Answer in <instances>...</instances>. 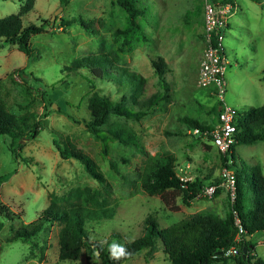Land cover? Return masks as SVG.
Wrapping results in <instances>:
<instances>
[{
    "label": "rangeland",
    "instance_id": "374dc122",
    "mask_svg": "<svg viewBox=\"0 0 264 264\" xmlns=\"http://www.w3.org/2000/svg\"><path fill=\"white\" fill-rule=\"evenodd\" d=\"M207 1L220 0H137L142 11L137 17L140 29L128 35L116 32L125 28L127 13L115 0H65L64 4L61 0H33L32 7L22 13L23 24L46 22L47 31L30 38L31 47L40 53L30 65L16 45L0 47V98L6 109L20 118L23 131L37 120L46 125L21 151L26 163L21 159L12 162L11 138L0 135V176L9 174L0 185V202L14 214L11 220L0 214V264H103L99 252L86 247L77 260L59 259L63 226L59 221L45 222L28 242H6L14 229L37 219L50 203L58 209L114 210L112 218L87 219L85 223L89 240L101 247L108 245L113 252L143 235L144 219L149 214L160 228L196 214L227 217L232 202L224 184L222 153L206 135L195 133L184 121L195 119L213 127L217 119V99L211 88L196 84L205 47L203 8ZM23 2L0 0V18L18 13ZM231 3L237 12L224 35L229 61L224 70L225 101L245 112L264 103V0ZM59 7L62 9L56 18L50 20ZM62 18L76 21L62 28ZM92 55L107 58L110 71L117 76V68L140 74L144 80L140 89L118 78L99 79L84 67H73L76 60ZM158 57L167 65V91L160 86L151 64ZM95 93L111 104L125 94L127 106L135 110L147 109V101L155 95L167 96L153 105L146 117L135 120L111 114L102 126L134 133L145 150L109 142V156L117 162L118 172L101 154V145L87 125L92 119L89 102ZM46 112L48 116H44ZM54 139L60 145L69 141L89 154L105 182L92 178L78 160L62 159ZM155 154L170 155L182 180L199 178L205 186L216 185L218 192L207 197L200 190L189 206L182 203L179 194L175 198L179 209H169L160 195H149L141 188L145 163ZM234 156L235 170L241 165L248 173L251 167L259 166L264 173V140L236 144ZM253 241L254 251L264 258V233L256 234ZM154 246L152 254L145 249L121 264H172L159 239Z\"/></svg>",
    "mask_w": 264,
    "mask_h": 264
},
{
    "label": "trees",
    "instance_id": "16d2710c",
    "mask_svg": "<svg viewBox=\"0 0 264 264\" xmlns=\"http://www.w3.org/2000/svg\"><path fill=\"white\" fill-rule=\"evenodd\" d=\"M33 0H25L20 6L18 13H12L0 18V47L16 45L17 49L24 52L27 56V64L39 59V52L30 45V38L38 33L47 31L46 22L38 25L35 23L23 24L22 13L32 7ZM62 3L65 0H61ZM127 13L126 26L118 33L130 34L140 29L137 17L142 13L137 6V0H115ZM222 2H231L224 0ZM75 19H61L60 27L70 25ZM78 22L86 27L82 19ZM110 61L99 55L83 57L74 62L73 67L86 68L95 78H113L123 83H129L139 90L143 78L134 71L126 68H117L120 74L117 76L110 71ZM151 64L158 76L160 86L164 91L169 88L165 73L167 65L162 57L153 59ZM20 72L22 71L19 70ZM23 72V71H22ZM40 81L39 78H35ZM166 94H158L147 101V109L135 110L127 106V96L123 94L119 101L111 104L109 100L95 93L90 102L89 110L91 121L87 124L93 136L101 145V154L108 158L110 166L118 172L117 162L109 156V142L119 141L122 144L134 146L139 152H144L136 135L123 128H107L102 126L107 123L111 114L126 119H141L149 115L158 101L166 99ZM218 114V111H217ZM246 115V116H245ZM44 116H48L46 112ZM20 118L9 112L0 98V135H8L11 138L9 149L12 162L16 163L19 159L28 162L21 156V151L26 143L34 139L40 130L46 125L37 120L26 131L20 126ZM193 129L198 130V134L206 135L211 138L210 132L213 127L210 124L201 123L195 119L184 118ZM235 125L237 127L236 141L231 147V151L222 154L224 167L235 168L234 147L236 144H252L256 140H264V103L259 107H250L245 112H238L236 109ZM59 156L62 159L78 160L86 172L99 183L105 182V176L98 168L94 159L78 148L75 144L67 141L60 145L56 139L53 140ZM239 165L235 174V200L232 203L231 211L226 218H219L214 215L196 214L187 219H182L176 224L165 228H160L155 217L151 214L144 219V233L135 241L123 245L125 256L116 259L118 252H113L108 245L101 247L100 243L89 240L85 223L87 219L112 218L114 210L101 208L99 211L93 209H83L78 206L70 208H55L50 203L41 215L27 224H22L13 230L6 242L21 240L28 242L36 236L42 229L45 222L59 221L63 224L59 232V259L77 260L83 248H88L94 252L97 250L103 264H121L137 256L142 250L149 253L155 251L157 239L162 243V251L172 264H228V259H232V264H264V258L255 254L253 238L258 233H264V173L259 166H253L250 171L242 169ZM11 174V173H10ZM9 175V174H7ZM7 175L0 176V185L6 181ZM218 180H215L214 183ZM203 182L196 178L194 181H184L174 171L172 158L168 154H155L149 156L143 170L141 188L149 195H160L164 204L171 210H178L175 198L181 195V201L189 206L191 201L200 195V190L204 188ZM86 192L89 193V190ZM85 192V193H86ZM218 190H215V195ZM236 212L239 223L243 228V233L236 240L238 227L235 223ZM4 213L9 220L13 219V213L5 204L0 202V214ZM1 227V223H0ZM250 236V239H247ZM237 244L238 254L225 255L232 245ZM246 247V258L243 259L242 249ZM1 252V246H0ZM115 253V255H114Z\"/></svg>",
    "mask_w": 264,
    "mask_h": 264
},
{
    "label": "built area",
    "instance_id": "2783aa9c",
    "mask_svg": "<svg viewBox=\"0 0 264 264\" xmlns=\"http://www.w3.org/2000/svg\"><path fill=\"white\" fill-rule=\"evenodd\" d=\"M235 5L231 2H206L203 8V32L205 47L202 52L196 84L201 88H211V92L217 99L218 117L217 123L210 132V142L222 154L231 151L235 143L237 127L235 125L236 109L225 101L227 82L224 76L225 67L229 64L224 45V35L229 27L230 19L236 14ZM195 133L197 129H193ZM226 168V167H225ZM235 174L236 170L226 168L224 172V184L227 187L230 200H235ZM216 185L205 186L201 191L204 196L211 197L215 193ZM235 223L238 227L236 240L243 233L237 214L233 211ZM237 244L226 250L225 255L238 254Z\"/></svg>",
    "mask_w": 264,
    "mask_h": 264
},
{
    "label": "water",
    "instance_id": "95a60500",
    "mask_svg": "<svg viewBox=\"0 0 264 264\" xmlns=\"http://www.w3.org/2000/svg\"><path fill=\"white\" fill-rule=\"evenodd\" d=\"M61 9H62V7H59V8L54 12V14L51 16V19H50V20L55 19L56 16H57V14H58V12H59ZM54 107L57 108V105L54 104ZM218 110H219V108H218ZM247 239H250V236H247ZM97 254H98V252H97ZM242 256H243V259L245 260V258H246V247H244V248L242 249Z\"/></svg>",
    "mask_w": 264,
    "mask_h": 264
},
{
    "label": "clouds",
    "instance_id": "9594fccd",
    "mask_svg": "<svg viewBox=\"0 0 264 264\" xmlns=\"http://www.w3.org/2000/svg\"><path fill=\"white\" fill-rule=\"evenodd\" d=\"M115 255V253H114ZM125 256V249L123 247L120 248L119 255L116 256V259H120Z\"/></svg>",
    "mask_w": 264,
    "mask_h": 264
},
{
    "label": "crops",
    "instance_id": "0c3cea01",
    "mask_svg": "<svg viewBox=\"0 0 264 264\" xmlns=\"http://www.w3.org/2000/svg\"><path fill=\"white\" fill-rule=\"evenodd\" d=\"M222 1H224V0H220V2H222ZM215 2H217V1H215ZM204 50V49H203ZM197 71H198V69H197ZM196 78H197V75H196ZM218 105V104H217ZM217 117H218V114H217ZM216 123H217V119H216ZM216 125V124H215ZM263 243H264V241H263ZM255 254H256V252H255ZM257 255V254H256ZM258 256V255H257ZM259 257V256H258ZM262 258V257H261Z\"/></svg>",
    "mask_w": 264,
    "mask_h": 264
}]
</instances>
